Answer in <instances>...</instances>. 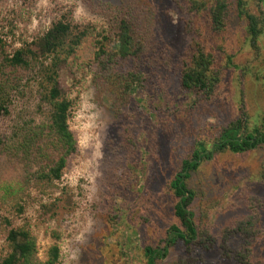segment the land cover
I'll list each match as a JSON object with an SVG mask.
<instances>
[{"label":"rangeland","instance_id":"rangeland-1","mask_svg":"<svg viewBox=\"0 0 264 264\" xmlns=\"http://www.w3.org/2000/svg\"><path fill=\"white\" fill-rule=\"evenodd\" d=\"M227 1L233 7L234 0ZM244 1L251 13L264 11L257 0ZM15 10L22 12L16 21L18 44L26 42L37 56L44 55L38 39L58 17L71 18L92 36L58 66L59 87L73 102L69 127L76 151L59 181L47 185L30 175L19 206L0 203V256L6 251L7 232L26 225L41 260L55 243L59 264H145V249L162 247L167 229L178 225L167 185L193 145L203 143L210 150L218 134L239 117L241 104L248 128L261 123L264 19L254 48L244 20L235 17L219 36L210 32L203 12L192 16L175 0H0V34ZM121 22L130 25L134 41L150 58L166 53L172 62L156 61L130 76L133 68L117 55ZM186 28L191 29L188 34ZM198 43L208 50L223 48L216 68L231 63L222 71L215 99L197 104L191 92L180 88L179 78L181 64ZM25 79L23 89L11 98L13 115L0 121V136L8 134L18 114L35 123L42 118L37 80L32 73ZM12 163L7 160L0 181L17 188L21 164ZM30 166L38 168L33 162ZM188 184L195 193V221L211 227L220 240L225 223L241 214L243 193L264 203V145L238 155L213 154ZM256 227L252 254L264 262V205ZM240 245V237L231 242L234 249ZM184 256L178 242L156 264H178ZM203 259L204 264H236L224 260L218 248Z\"/></svg>","mask_w":264,"mask_h":264},{"label":"trees","instance_id":"trees-1","mask_svg":"<svg viewBox=\"0 0 264 264\" xmlns=\"http://www.w3.org/2000/svg\"><path fill=\"white\" fill-rule=\"evenodd\" d=\"M175 1L180 4L181 10L183 7L188 8L187 11L192 16L203 12L210 32L219 36L232 26L235 17L244 20L248 42L252 47H257L258 25L264 19V11L259 16L251 13L244 0H234L233 7L227 0ZM257 2L259 7L264 6V0ZM14 13L15 17L6 20L0 34V121L12 114L11 98L23 89L22 85L28 82L26 75L30 73L37 80L38 108H44L45 111L37 123L33 122L35 120L25 121L23 115L18 114L10 125L8 134L0 136V178L7 160L12 164H21L17 188L9 182L0 181V203L11 207L19 206L21 193L28 187L30 175L39 183L52 185L61 179L69 157L76 151V139L69 127L73 102L59 87L58 66L62 60L73 56L81 44L92 36L90 30L79 27L71 18L58 17L38 39L43 43L44 55L40 57L26 42L19 40L18 44L16 21L21 18L22 12L15 10ZM184 14L188 13L185 11ZM130 28L128 23H120L117 54L120 60L128 64V68H133L130 76L135 75L133 72L140 71L142 67H149L150 63L161 61L164 65L168 61L172 62V57H168L166 53L150 58L144 47L136 44ZM190 30L186 28L185 33L188 34ZM223 53V48L212 47L208 50L198 43L181 64L180 88L191 92L195 103L212 102L215 99L213 97L222 82V71L231 63L229 60L224 68L215 67L216 59ZM239 112V117L218 134L210 150L203 143H195L190 155L181 161L168 182L167 190L174 201L172 215L177 219L178 225L167 229L165 238L161 240L162 247L145 249V264H156L157 260L166 257L170 246L178 242L185 250V256L179 259L178 264H204V254L216 248L220 250L224 260L236 264H264L256 261L251 248V241L258 233L256 226L264 205L260 199L247 193L241 195L242 204L238 209L241 214L225 223L220 240L214 236L211 227L206 228L195 221V214L191 209L195 193L188 181L203 162L210 160L213 154L227 152L238 155L264 145V116L259 126L250 129L246 126L243 104L240 105ZM32 162L38 168H32ZM17 211L21 212V207ZM4 220L7 225L10 224L8 218ZM31 230L29 226L20 225L7 232V247L0 256V264H59L61 254L55 243L48 247L45 259L38 257L36 238ZM236 237L241 238V245L234 249L231 242Z\"/></svg>","mask_w":264,"mask_h":264}]
</instances>
